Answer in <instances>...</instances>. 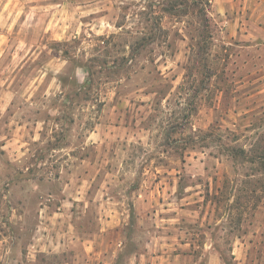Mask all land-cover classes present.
Segmentation results:
<instances>
[{
    "label": "rangeland",
    "instance_id": "1",
    "mask_svg": "<svg viewBox=\"0 0 264 264\" xmlns=\"http://www.w3.org/2000/svg\"><path fill=\"white\" fill-rule=\"evenodd\" d=\"M234 1L0 0V264H264V8Z\"/></svg>",
    "mask_w": 264,
    "mask_h": 264
},
{
    "label": "trees",
    "instance_id": "2",
    "mask_svg": "<svg viewBox=\"0 0 264 264\" xmlns=\"http://www.w3.org/2000/svg\"><path fill=\"white\" fill-rule=\"evenodd\" d=\"M176 1L177 0H173L174 3H176ZM182 1L184 3H186V5L192 7L193 9H196L195 14L197 16L201 17L200 20L204 21V19H203V11L205 10L206 4L208 3L209 0H182ZM173 5H175V4H173ZM100 40L103 42V44H105L106 41L104 40V38H100ZM143 41H144V38H143ZM138 46H139V48H143L144 42H141V43L139 42V44L136 45V47L134 49L137 50ZM108 63H110V62L105 61V62L100 64V67L102 69H111L112 67L115 66L114 61H111V64H108ZM91 80H92V72H90V69H89V73H88V76H87V81H91ZM189 111H193V108L189 107ZM247 159L248 158H246V160ZM257 159L261 160V161H264V156L260 155V156L257 157Z\"/></svg>",
    "mask_w": 264,
    "mask_h": 264
},
{
    "label": "crops",
    "instance_id": "3",
    "mask_svg": "<svg viewBox=\"0 0 264 264\" xmlns=\"http://www.w3.org/2000/svg\"><path fill=\"white\" fill-rule=\"evenodd\" d=\"M215 1H219L222 3V1H226V0H215ZM234 4L236 7H242L245 9L250 10L251 12H254L255 10L258 9V7H262V9L264 8V0H235ZM96 135V134H95ZM89 138L95 137L92 134H89L88 136ZM65 235V234H64ZM63 234H61L62 239L64 240L65 236ZM49 237V234L46 235V239ZM54 237V236H53ZM56 241V238H55ZM59 242V240H58ZM66 264H70V263H66Z\"/></svg>",
    "mask_w": 264,
    "mask_h": 264
}]
</instances>
